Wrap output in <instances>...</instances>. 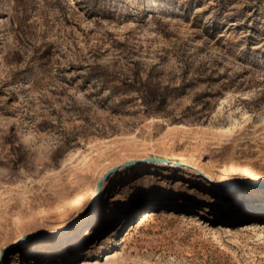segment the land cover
<instances>
[{"label": "rangeland", "instance_id": "rangeland-1", "mask_svg": "<svg viewBox=\"0 0 264 264\" xmlns=\"http://www.w3.org/2000/svg\"><path fill=\"white\" fill-rule=\"evenodd\" d=\"M20 238L15 264H264V0H0L1 259Z\"/></svg>", "mask_w": 264, "mask_h": 264}, {"label": "bare ground", "instance_id": "bare-ground-1", "mask_svg": "<svg viewBox=\"0 0 264 264\" xmlns=\"http://www.w3.org/2000/svg\"><path fill=\"white\" fill-rule=\"evenodd\" d=\"M131 162V161H130ZM103 181H102V178H99L98 180H97V182H96V186H95V191H94V194H93V198H95V199H93L92 198V204H91V206L93 207L94 206V204H95V202H96V198L100 195V194H102L103 193ZM80 191V190H79ZM82 193V192H81ZM103 195V194H102ZM101 196V195H100ZM103 197V196H102ZM105 198V197H104ZM103 198V199H104ZM79 200V199H78ZM101 201V200H100ZM82 202V201H81ZM78 204V203H77ZM81 206H82V204H81ZM86 207V206H85ZM89 208V207H88ZM94 209H95V207H94ZM87 212V211H86ZM144 213V218L146 217V215H148L149 213L147 212V211H144L143 212ZM67 219V218H66ZM85 219V218H84ZM73 225V224H72ZM71 224L69 225V226H72ZM67 228V227H66ZM79 229V228H78ZM72 231V230H71ZM87 232V231H86ZM53 233L54 232H45V233H40L41 235H40V237H42V238H44V239H48V238H51L52 236H53ZM74 233V232H73ZM77 233V232H76ZM70 235H72V234H66V235H63V239H66V238H69L70 237ZM22 238H20L18 241H15L13 244H15V243H17V242H19L20 240H21ZM51 240V239H50ZM62 240V239H61ZM38 240H36V242H37ZM51 241H53V240H51ZM64 241V240H63ZM42 242H45V241H42ZM47 242V241H46ZM68 242V241H67ZM66 242V243H67ZM24 246V244H23V242H19V244L18 245H16L15 246V248H16V250H18L17 251V253H16V255H14V254H12V252L10 253H8V254H11V256H10V258L9 259H1L0 258V264H15L16 263V260L18 259V255L20 254V248H22ZM39 246V245H38ZM37 248V247H36ZM35 248V249H36ZM41 248V247H40ZM15 251V250H14ZM32 251V250H31ZM28 252V251H27ZM40 253L41 251L39 250V249H36V250H34V253ZM31 253V252H30ZM7 254V255H8ZM111 257V254H106V256H105V259H108V258H110ZM17 258V259H16Z\"/></svg>", "mask_w": 264, "mask_h": 264}, {"label": "water", "instance_id": "water-1", "mask_svg": "<svg viewBox=\"0 0 264 264\" xmlns=\"http://www.w3.org/2000/svg\"><path fill=\"white\" fill-rule=\"evenodd\" d=\"M109 172H106L104 175H102L100 178H102V181L104 180V178H106V176L108 175Z\"/></svg>", "mask_w": 264, "mask_h": 264}]
</instances>
